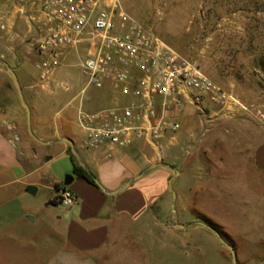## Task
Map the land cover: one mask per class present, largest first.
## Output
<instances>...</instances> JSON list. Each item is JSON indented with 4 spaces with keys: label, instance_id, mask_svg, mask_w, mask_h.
Masks as SVG:
<instances>
[{
    "label": "crops",
    "instance_id": "obj_1",
    "mask_svg": "<svg viewBox=\"0 0 264 264\" xmlns=\"http://www.w3.org/2000/svg\"><path fill=\"white\" fill-rule=\"evenodd\" d=\"M0 60L18 75L32 110V128L39 131L35 134L50 141L43 145L26 135V109L13 77L0 62V264H105L121 239L135 235V221L147 224L152 232L151 225H160L153 204L170 184L178 182L175 198L181 207L189 202L195 209L199 197L194 189L208 187L213 180L209 171L212 142L226 144L229 134H240L237 137L243 139L239 153L249 161L246 181L264 201V140L260 138L263 133L258 138L252 114L242 110L229 116L211 102L203 109L185 103L170 112L172 119L183 124L182 135L167 132L158 143L140 139L129 148L105 145L79 148L80 152L84 136L80 126L74 129L68 120L57 122L54 117L51 128L42 126L38 109L48 103L39 86L46 83L37 81L36 69L21 59L20 50L0 40ZM11 124L20 135L16 146L11 142ZM187 135L193 143L188 150L179 141ZM69 150L107 191L72 170L74 181L68 188L76 193L77 202L65 208L57 201L61 188L56 186L64 182L52 164L62 157L71 161ZM187 153L189 160L184 158ZM186 178L191 182L189 192L181 189ZM29 185L38 188L35 194L27 191Z\"/></svg>",
    "mask_w": 264,
    "mask_h": 264
},
{
    "label": "rangeland",
    "instance_id": "obj_2",
    "mask_svg": "<svg viewBox=\"0 0 264 264\" xmlns=\"http://www.w3.org/2000/svg\"><path fill=\"white\" fill-rule=\"evenodd\" d=\"M122 2L134 18L238 99L249 105L258 104L264 110V0ZM35 37L34 27L18 10L17 0H0V40L6 47L20 50L21 59L36 69L40 83ZM87 46L82 42L67 50L55 74L44 81L46 86H39L40 95L48 103L38 109L45 129L51 128L52 117L57 122L68 120L78 129L80 108L92 111L116 101L112 91L88 84L82 69ZM255 122L258 138L263 133L260 138L264 140V121L255 118ZM182 129L183 124L169 134L182 135ZM25 132L32 138L27 129ZM238 135L229 134L226 144L213 140L214 150L209 159L213 180L208 187L194 189L199 197L195 209L189 202L183 207L177 202L172 190L179 185L174 182L172 189L167 188L161 200L153 204V212L161 222L154 228L151 225L154 232L148 231L147 224L135 221V235L121 239L103 262L234 264L230 248L222 242L225 239L236 249L237 264H264V201L260 200L258 189L246 181L249 161L239 153L243 139L239 140ZM179 141L186 150L193 147L188 135ZM187 154L184 158L191 159ZM52 165L62 182L72 174L73 165L68 157L55 159ZM190 185L186 178L181 189L189 192ZM210 223L217 229H211Z\"/></svg>",
    "mask_w": 264,
    "mask_h": 264
},
{
    "label": "built area",
    "instance_id": "obj_3",
    "mask_svg": "<svg viewBox=\"0 0 264 264\" xmlns=\"http://www.w3.org/2000/svg\"><path fill=\"white\" fill-rule=\"evenodd\" d=\"M17 5L36 32L41 82L55 74L67 50L86 42L82 69L88 84L116 94L109 106L80 108L81 149L129 148L140 139L158 143L167 132L181 128L170 112L185 103L203 109L211 102L224 115L243 110L264 121L258 104L238 99L134 18L122 0H17ZM10 128L16 146L20 135L14 124ZM57 201L70 208L77 195L68 186L61 187Z\"/></svg>",
    "mask_w": 264,
    "mask_h": 264
},
{
    "label": "water",
    "instance_id": "obj_4",
    "mask_svg": "<svg viewBox=\"0 0 264 264\" xmlns=\"http://www.w3.org/2000/svg\"><path fill=\"white\" fill-rule=\"evenodd\" d=\"M0 62L3 63V65L7 68V71L8 73L13 77L14 81H15V84L17 86V89H18V94H19V98H20V101L21 103L23 104V106L25 107L26 109V113H27V131L29 133V135L37 142L43 144V145H48L50 144V141H44L42 139H40L34 132L33 128H32V110H31V107L30 105L28 104V102L26 101L25 99V95H24V92H23V89H22V86H21V83H20V80L18 78V75L16 73V71L14 70V68L8 64V62L4 61V60H0ZM94 181H95V184L100 187L103 191H107L106 188L100 183V181L93 175L91 174ZM143 175L140 174L138 175L136 178H140L141 176ZM74 181V175L71 174V175H68L66 177V179L64 180V184L66 186H69L72 184V182ZM172 182V180H170V183ZM131 183V182H130ZM170 188L172 189V184H170ZM37 187L36 186H33V185H29L27 187V191L31 194H35L37 192ZM173 192V195L174 197L176 196V193L174 190H172ZM213 229V228H211ZM219 237H220V234L218 232H216ZM222 242L230 248L231 252H232V256H233V263L234 264H237V252H236V249L235 247L230 244L227 240L225 239H222Z\"/></svg>",
    "mask_w": 264,
    "mask_h": 264
},
{
    "label": "trees",
    "instance_id": "obj_5",
    "mask_svg": "<svg viewBox=\"0 0 264 264\" xmlns=\"http://www.w3.org/2000/svg\"><path fill=\"white\" fill-rule=\"evenodd\" d=\"M69 155H70V158H71V161H72V164H73V173L77 176V177H84L86 178L88 181H90L91 183L95 184V181L90 173V171H88L85 167L81 166L79 163H78V160L75 156V154L69 150ZM96 185V184H95ZM56 186L58 188H61V187H66V185L64 183H61V184H56ZM210 226L213 228V229H217V227L213 224V223H210Z\"/></svg>",
    "mask_w": 264,
    "mask_h": 264
}]
</instances>
